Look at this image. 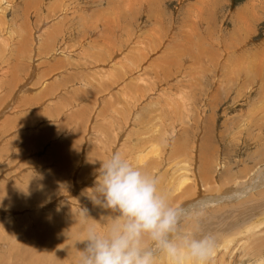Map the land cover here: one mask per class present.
I'll return each mask as SVG.
<instances>
[{"label": "rangeland", "instance_id": "obj_1", "mask_svg": "<svg viewBox=\"0 0 264 264\" xmlns=\"http://www.w3.org/2000/svg\"><path fill=\"white\" fill-rule=\"evenodd\" d=\"M246 9L256 17L244 32ZM262 46L264 0H0V107L28 84L0 118V264L78 262L82 210L107 226L88 196L101 163L119 152L137 165L154 136L165 168L180 143L217 180L176 206L180 231L215 238L210 264H264V143L250 144L264 138V80L223 83L255 69ZM201 140L218 150L213 171L202 170ZM176 172L158 180L163 193Z\"/></svg>", "mask_w": 264, "mask_h": 264}, {"label": "clouds", "instance_id": "obj_2", "mask_svg": "<svg viewBox=\"0 0 264 264\" xmlns=\"http://www.w3.org/2000/svg\"><path fill=\"white\" fill-rule=\"evenodd\" d=\"M88 196L109 215L102 216L107 226L98 228L88 224L91 217L82 210L80 222L87 227L77 242L83 245L77 264H158L160 259L166 264H210L215 238L181 232L182 212L161 191L158 179L119 152L101 163Z\"/></svg>", "mask_w": 264, "mask_h": 264}, {"label": "bare ground", "instance_id": "obj_3", "mask_svg": "<svg viewBox=\"0 0 264 264\" xmlns=\"http://www.w3.org/2000/svg\"><path fill=\"white\" fill-rule=\"evenodd\" d=\"M147 2H148V0H147ZM258 5V4H257ZM253 6H255V5H253ZM262 6V5H261ZM117 7V6H116ZM263 8V7H262ZM196 9H198V8H196ZM250 9V8H249ZM260 9V8H259ZM241 18L243 17V19H244V27H243V29H240V30H242V31H244V32H246L247 30H248V28H249V26L252 24V22H253V20H254V17H256V13L254 12V10L252 9L251 11H249L248 9H246V10H244V11H241ZM202 17V16H201ZM204 17V16H203ZM214 22V21H213ZM208 23V22H207ZM208 27H211L212 28V25H210V26H208ZM187 29V28H186ZM55 32V31H54ZM197 34H201V31L200 32H198ZM193 34L191 33V32H189V36H192ZM188 39H190V38H188ZM171 40V39H170ZM169 40V41H170ZM189 41V40H188ZM181 44V43H180ZM196 44V43H195ZM197 45V44H196ZM187 46V45H186ZM263 48H261L260 47V49H262V50H260V52L259 53H257V55H255L256 57H258V55L259 54H263V50H264V46H262ZM179 48V47H178ZM157 49V48H156ZM176 48H169V49H167L166 50V52L164 53V54H168L169 55V53L170 54H175L176 53V50H175ZM187 49H188V47H187ZM187 49H186V52H187ZM179 51V50H178ZM181 51V50H180ZM248 51V50H247ZM192 53V52H191ZM139 54H140V52H139ZM205 54H207V53H205ZM177 55V54H176ZM176 55H173V57H176V58H178ZM249 55V54H248ZM262 57L261 58H259L258 59V65L256 66V68L255 69H251V70H249V73L248 74H241L240 72H237V71H235L236 73H234L232 76H229V78H226V79H224V82L223 83H230V81H232L233 79H236V80H239L240 81V83H244L245 81H247L248 79H249V77H251L252 76V73L253 72H257L256 73V75L260 78V80H264V63L262 64V58H264V55H261ZM203 57V56H202ZM207 57H210V56H207ZM213 57V56H212ZM211 57V58H212ZM233 57H235V58H233ZM246 57V55H245V53H243V52H241V53H237L236 55L234 54V56H231V58H229L228 59V61H230L231 63H233V64H237V65H239L241 62H242V60L244 59ZM201 59V58H200ZM205 59V58H204ZM227 60V59H226ZM212 61V63L215 65V64H217V68H219L220 70H222L223 69V67H222V65H226V64H220L219 63V61H217V60H211ZM203 62V61H202ZM235 62V63H234ZM205 65V64H204ZM202 66V63H200V67ZM204 67H206V65L204 66ZM159 68V67H158ZM202 69V68H201ZM203 70H204V68H203ZM207 71V70H206ZM217 71V70H216ZM109 75V74H108ZM157 75V74H156ZM112 76V75H111ZM209 77V76H208ZM211 77V76H210ZM214 77V76H213ZM30 78V77H29ZM112 78V77H111ZM220 78V77H219ZM213 79V78H212ZM28 80V79H27ZM208 80V79H207ZM218 83V82H217ZM100 84V83H99ZM130 84V83H129ZM27 83H23V85H20L19 86V88L18 89H16L15 90V92H17V94H15V97H17V98H20V94H22V93H24V91L26 90V89H28L27 88ZM98 85V84H97ZM102 86H103V83L101 84ZM264 86L262 87V90H261V92H264ZM25 89V90H24ZM18 91H20V92H18ZM28 93V92H27ZM13 97V96H12ZM15 97H13V98H15ZM5 98V97H4ZM13 98L11 99V100H8L9 102H7V105L6 106H3V107H5L4 109L3 108H1V109H3L2 110V112L0 113V118L2 117V116H4L5 115V118L6 119H8L7 118V116H6V112L8 111V110H10L9 108H10V105H12V104H14V102L12 101L13 100ZM16 99V98H15ZM16 102V101H15ZM39 105V104H38ZM255 108V107H254ZM0 109V110H1ZM253 109V108H252ZM255 110V109H254ZM253 110V111H254ZM36 111V110H35ZM253 111H251V113H253ZM8 113V112H7ZM115 114V113H114ZM257 115V114H256ZM255 115V116H256ZM260 115V114H259ZM253 116V115H252ZM253 116V118L255 119L256 117H258V116ZM2 120V119H1ZM9 120V119H8ZM29 122V121H28ZM121 122V121H120ZM174 122H176V119H175V121ZM112 123V122H111ZM242 125L244 126V127H246V128H248V126H251V125H249L248 123H242ZM178 126V125H177ZM240 126H241V124H240ZM239 126V127H240ZM263 126H264V121H263ZM177 129V128H176ZM253 128L252 127H250V128H248V130L250 131L249 132V139L250 138H252V137H254L253 136V134H252V130ZM263 131H264V128H263ZM185 136V135H184ZM158 138H156L155 139V136L152 138V140H150V142H151V146H150V149L151 150H149V153H144L146 150H143V152H139L138 154H137V161L139 162L137 165H134V166H137V167H139L141 170H143L144 172H146V171H150V172H148V174L149 175H151L152 174V176L153 177H155V178H157L158 180H160V183H161V181L164 179V178H166V172H169L170 170L171 171H173V173H175L176 171H179V174H171V175H169V176H171V178L170 177H168L167 179L169 180L168 181V183H165V185H167V184H169L170 186H171V188H169V185H168V187L167 188H165V194H168L169 195V197H170V203L173 205V206H179L180 204H186V203H188V202H190L191 201V199H193V198H197V196L198 195H200L199 193L197 194V196L195 195V193H196V191H197V185H199V188H200V190H201V192H202V190H206V189H208V188H210V186H212V185H214L215 183H217V180L215 179V176L213 175V174H208V173H203L202 171H200L199 169H198V163H199V158H194V154H189L188 152H185V151H183V149H181V145H180V143H176L175 145H174V148H176V149H174V148H171V149H174L175 151L177 150V152H176V154L174 155V157H175V165H174V167L173 168H171V169H167V168H165V166H166V159L164 158V154H163V152H162V149H161V146H159V143H157L158 142V140H157ZM159 140H160V138H159ZM29 141V140H28ZM27 141V142H28ZM157 141V142H156ZM206 140H204V141H202L201 140V142H200V144H202V150H201V153H200V156L202 157V159H201V164H202V170H204V169H206V168H208L210 171H213V170H211V168L213 167V164H212V166H209V164H208V160L210 161L212 158H213V160H214V156H215V154L214 153H216L218 150L217 149H212L210 146H206V142H205ZM21 142V141H20ZM178 142V141H177ZM255 140H253V141H251V143L250 144H260V143H264V138H260V141H258V142H256ZM33 143V142H32ZM168 144V143H167ZM194 144H196V141H194ZM21 146H22V144H21ZM170 147V146H169ZM185 149V148H184ZM148 150V149H147ZM258 150V149H257ZM139 151V150H138ZM79 154V153H78ZM147 155H150V156H147ZM199 155V154H198ZM197 155V156H198ZM214 155V156H213ZM184 156L185 157H187V159L185 160V158H184ZM146 157H147V160L145 161V159H146ZM168 157V156H167ZM172 159V158H171ZM248 159H249V157H248ZM252 159H253V156H252ZM133 161H134V159H132ZM250 160V159H249ZM189 162V166L194 170V175H190L189 174V170L191 169V168H189L188 167V165H187V163ZM180 163V164H179ZM216 165L215 166H217V163H215ZM46 165V164H45ZM165 165V166H164ZM213 169V168H212ZM225 171H223V173H224ZM147 173V172H146ZM177 173V172H176ZM168 174H170V173H168ZM227 174V173H226ZM262 174V173H261ZM259 176H261V175H259ZM258 177V176H257ZM30 178V177H29ZM83 178V177H82ZM60 179V178H59ZM259 179V178H258ZM47 180V179H46ZM255 180H256V177H255ZM253 181V180H252ZM261 181V180H260ZM48 182V181H47ZM254 183H255V181H254ZM257 183V182H256ZM46 185H47V183H46ZM160 185V184H159ZM72 186V185H71ZM1 188H2V186H0ZM160 187V186H159ZM163 187V186H162ZM202 187L204 188V189H202ZM5 188H6V185H5ZM72 188V187H71ZM251 188H252V190H254V188L251 186ZM250 188V189H251ZM7 189V188H6ZM23 189V188H22ZM25 189V188H24ZM23 189V190H24ZM73 189V193L74 192H76V189H78V187H77V185H75L74 184V187L72 188ZM3 190H4V188H3ZM3 190H0V194L3 196V197H5L6 198V195L4 194V192H3ZM20 190H21V188H20ZM50 190V189H49ZM6 191V190H5ZM25 191H27V190H25ZM72 191V190H71ZM24 192V191H23ZM163 192V191H162ZM243 192V191H242ZM246 192V191H245ZM21 195H23L22 193H21ZM238 195V194H237ZM236 195V196H237ZM26 196V195H25ZM234 197V196H233ZM30 198H32V197H30ZM7 199L8 200H10L11 202H13L8 196H7ZM59 200V199H58ZM208 202H212V200L211 201H208ZM1 203V202H0ZM7 203H9V201L7 202H4V201H2V204H3V206H7ZM191 203V202H190ZM14 204V203H13ZM2 206V205H1ZM0 206V207H1ZM50 206V205H49ZM186 206H189L188 204L186 205ZM177 208V207H176ZM180 208V207H179ZM101 209V208H100ZM99 209V210H100ZM103 209V208H102ZM6 210V209H5ZM10 212V211H9ZM106 212V211H105ZM104 213V212H103ZM4 214V213H3ZM9 214V213H8ZM107 214V213H106ZM108 214H109V212H108ZM104 216V215H103ZM262 219H264V216L262 217ZM92 222H95V221H91V223ZM105 222V221H104ZM65 224V223H64ZM93 224V223H92ZM99 225V224H98ZM2 226V225H1ZM4 226V225H3ZM2 226V227H3ZM81 226H83V225H81ZM103 226V225H102ZM75 229V228H74ZM72 232V231H71ZM73 245V244H72ZM83 246V245H82ZM81 246V247H82ZM72 247V246H71ZM258 249H259V247H258ZM35 250V249H34ZM260 250V249H259ZM31 253H32V250L30 249L29 250ZM258 251V250H257ZM45 252V251H44ZM256 252V251H255ZM36 253L38 254V256L39 257H41L42 256V253H40V251H35V255H36ZM66 254H68L69 256H70V254L69 253H66ZM30 255V254H29ZM75 255H76V258H77V256H78V258H79V249H76V247L75 246H73L72 247V256L73 257H75ZM38 261V260H37ZM73 263L75 264H77V262L75 261V260H73Z\"/></svg>", "mask_w": 264, "mask_h": 264}, {"label": "crops", "instance_id": "obj_4", "mask_svg": "<svg viewBox=\"0 0 264 264\" xmlns=\"http://www.w3.org/2000/svg\"><path fill=\"white\" fill-rule=\"evenodd\" d=\"M88 13V12H87ZM84 26H86V23L85 24H83ZM81 34V33H80ZM54 36V35H53ZM52 39H54V38H52ZM70 62H71V60H70ZM65 67V66H64ZM57 70H59V69H53V72H55V71H57ZM79 72H80V70H79ZM59 81H62V79H59ZM58 81V82H59Z\"/></svg>", "mask_w": 264, "mask_h": 264}]
</instances>
